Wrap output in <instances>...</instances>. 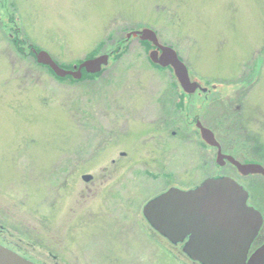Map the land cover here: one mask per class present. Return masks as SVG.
I'll return each mask as SVG.
<instances>
[{
	"label": "rangeland",
	"instance_id": "rangeland-1",
	"mask_svg": "<svg viewBox=\"0 0 264 264\" xmlns=\"http://www.w3.org/2000/svg\"><path fill=\"white\" fill-rule=\"evenodd\" d=\"M148 27L205 93L184 94L128 37ZM31 45L70 67L110 59L92 78H61ZM199 119L225 153L264 164V0H0V243L37 264H195L144 217L149 199L225 175L264 211V177L218 165Z\"/></svg>",
	"mask_w": 264,
	"mask_h": 264
},
{
	"label": "water",
	"instance_id": "water-1",
	"mask_svg": "<svg viewBox=\"0 0 264 264\" xmlns=\"http://www.w3.org/2000/svg\"><path fill=\"white\" fill-rule=\"evenodd\" d=\"M140 37L156 47L150 51L151 60L160 66L171 67L178 83L188 94L201 87L192 81L186 63L178 52L160 42L157 32L151 28L131 31L128 37ZM40 64L52 69L61 78L71 75L82 77V70L96 74L107 67L110 55L87 59L75 71L62 68L46 50L37 54ZM205 143L218 148L217 163H231L243 176L264 177V165L243 163L222 152L215 133L197 122ZM90 181L92 175H85ZM250 194L231 176L209 177L196 188L188 190L171 187L146 202L143 215L150 225L173 244L183 243V252L198 264H264V243L255 253L251 248L263 230V216L259 209L250 205ZM261 237V236H260ZM0 264H36L0 243Z\"/></svg>",
	"mask_w": 264,
	"mask_h": 264
},
{
	"label": "flooded vegetation",
	"instance_id": "flooded-vegetation-1",
	"mask_svg": "<svg viewBox=\"0 0 264 264\" xmlns=\"http://www.w3.org/2000/svg\"><path fill=\"white\" fill-rule=\"evenodd\" d=\"M17 31V30H16ZM21 40H19V42H20ZM12 42L13 43H15V47L17 48V47H19L18 45H16V42H18L17 40H15V38H13L12 39ZM20 44V43H19ZM29 48H31V54L33 53L36 57H37V52L38 51H40V50H38V49H36V48H33L32 47V45L31 46H29ZM37 59V58H36ZM198 91H201V92H206L207 91V87H203L202 86V88H200ZM184 94H186V95H188L187 93H184ZM190 96V95H189ZM172 99V100H171ZM184 100H185V97H184ZM165 102H168V103H170V102H173L174 103V95L173 94H170L169 96H168V100H164V103ZM172 107H174V106H172ZM172 107L170 106L169 107V109L167 110V111H165L164 112V114L162 115V120H163V122H162V125H163V127H161L162 128V131L163 130H167L166 131V133H168V132H170L169 130H170V128L168 129L167 127H168V125L170 124V121H171V119L173 118L171 115H174L175 117H176V112H175V107H174V109H172ZM177 108V107H176ZM168 116V117H167ZM171 118V119H170ZM193 120V119H192ZM192 120H191V122H192ZM197 120V119H196ZM200 120V119H199ZM119 122V121H118ZM202 122V121H201ZM191 124H193V123H191ZM202 124L205 126V124L202 122ZM207 126V125H206ZM181 132H183L182 130H181ZM180 132V133H181ZM177 131H171V137H173V138H175V136L177 137L178 135H177ZM113 136V135H112ZM190 135L188 134L187 135V137H189ZM218 139H219V137H218ZM172 140V139H171ZM219 142H220V145H221V147H222V150H223V152L225 153L226 151H224V149H225V147L223 146V143H222V140L221 139H219ZM204 144H205V147H208V151H210L211 152V149L213 148V147H211L209 144H206L205 142H204ZM108 145H111V143L110 142H108ZM162 148H164V150H163V152L164 153H168L169 151H170V149L168 148V146H165V143H162ZM173 149V148H172ZM217 150V149H216ZM218 151V150H217ZM127 152H125V151H122V153L120 154L121 156H127ZM225 154H227V153H225ZM233 155V154H232ZM236 157V156H235ZM237 159H239L238 157H237ZM239 160H241L242 162H246V163H251V162H247V161H243L241 158L239 159ZM117 160L116 159H114V158H112L111 159V162H113V163H117L116 162ZM206 164H208V159H207V162H206ZM213 177V176H212ZM92 179H93V177H92ZM91 179V180H92ZM90 182V181H89ZM203 183V182H202ZM201 184V183H200ZM171 187H175V186H173V185H171L170 187H168V188H166V190H163L161 193H163V192H165V191H167V189H169V188H171ZM116 192H117V194H119V196L121 195V191L120 190H116ZM160 194V193H159ZM59 197V196H58ZM60 199L62 198L61 197V195H60V197H59ZM57 199L54 201V203H53V206H54V208L56 209H54V211H55V214H57V212L56 211H58V208H56V206H57ZM256 207V206H255ZM131 207H129V209H130ZM132 209V208H131ZM260 212L262 213V216H263V220H264V211H262V210H260ZM126 218V217H125ZM262 228H264V224H263V227ZM3 229H4V227H3ZM2 231H4V230H2ZM1 231V232H2ZM262 233H263V231L261 230V234H260V236L262 235ZM1 236H2V234L0 233V238H1ZM260 236H258V238H256V240H255V243L253 244V246H252V248H251V251H250V253L251 254H253V253H255V250L259 247V246H261L263 243H264V238L261 240V237ZM5 242V243H4ZM3 245H5L6 247H9V248H12V249H14L15 251H16V253H22V252H20V251H18V249H21V248H18V246L17 245H13L12 243H14V242H12L11 240H10V242L9 241H7V240H3ZM11 245H13V247L11 246ZM18 248V249H17ZM56 259H60V257L58 256V258L56 257ZM44 264V263H43Z\"/></svg>",
	"mask_w": 264,
	"mask_h": 264
},
{
	"label": "trees",
	"instance_id": "trees-1",
	"mask_svg": "<svg viewBox=\"0 0 264 264\" xmlns=\"http://www.w3.org/2000/svg\"><path fill=\"white\" fill-rule=\"evenodd\" d=\"M144 43H146L148 46H149V49H150V47H153V45H152V43H150V42H144ZM94 57H96V56H94V55H91L89 58H94ZM64 68L65 67H67V68H72V67H70V66H66V65H62ZM97 75H99V74H97ZM97 75H91V74H88L87 72L86 73H84V77L86 78V77H94V76H97Z\"/></svg>",
	"mask_w": 264,
	"mask_h": 264
}]
</instances>
